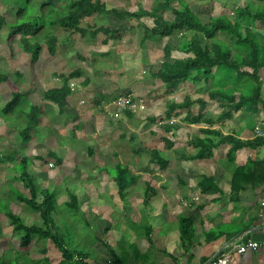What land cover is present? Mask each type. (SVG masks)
I'll list each match as a JSON object with an SVG mask.
<instances>
[{"label":"crops","instance_id":"obj_1","mask_svg":"<svg viewBox=\"0 0 264 264\" xmlns=\"http://www.w3.org/2000/svg\"><path fill=\"white\" fill-rule=\"evenodd\" d=\"M259 5L264 6V4ZM164 16L166 19V14ZM142 20L138 21L139 28L142 25L150 29L154 27L152 20V24H144ZM252 30L264 45L261 40V37L264 38V27L254 26ZM132 33L128 31L121 40L124 42L130 38L133 45L128 64L116 73V75L126 74L124 77L127 79L123 82L117 78L113 81V86L102 88L99 86L103 91L95 92L89 76L82 78L79 69L70 72V74L79 73L78 77L69 81V84H75L78 88L73 90L69 88L71 95L57 113L62 120L67 119L65 123L75 121L72 124L75 127L69 131L72 140L77 141L78 131L86 138L91 135L99 136V139H94L95 145L87 148L89 154L94 155L98 147L103 149L104 144H101L103 141L98 140L113 133L114 129L117 128L116 130L119 131L123 126L125 131H130V134L135 133L133 126L137 127L141 123L138 119L146 112L149 114L146 117L154 123L156 118H152L153 113L156 117L163 108L166 113L168 109V107L165 109L166 99L172 104L176 103L177 96H183L178 103H182L186 97L195 103L188 110L176 111L170 120L165 119L164 113L163 117H160L161 128L137 132L144 136V140L154 142L153 139L157 138V142H161L156 150L167 161L166 169L152 164V157L150 160L135 159L125 164L121 162L110 168L117 171L119 166H124L131 174L128 178L132 183L135 181L125 191L123 197L118 193L115 177L105 176L110 169L104 167L99 169L98 172L102 175L98 180L99 200L93 196V193H89L92 187L87 188L89 191L82 195L81 202L78 200V205H81L78 209L83 213L87 227L95 232L94 239L90 244L80 237L84 248L74 245L70 248L67 247L68 245L65 246L71 251L82 253L81 259L84 260V264H206L220 257L227 258L229 264H264V138L255 134L258 126H263L264 129V69L259 73L260 99L257 105H252V109L256 111L241 109L231 118L221 119L228 102L223 96L216 95L214 98L210 96L217 85L215 80L209 83L203 80L195 83L189 81L180 85L173 95L167 96L164 84L155 77L164 61V47L169 46L172 49L171 62L187 59L191 55L181 52V43L195 37V34L175 32L163 40L143 41L145 31L141 27L137 34L142 33V39L138 43L133 40V36L131 37ZM178 35L181 37L186 35L187 40L178 41ZM221 36L228 37L220 34L216 42ZM103 37L101 44L108 52L111 46L120 43V41H109L104 45L105 36ZM197 37L200 40V35ZM228 38L230 40L227 45L233 47L231 38ZM203 40L205 41L204 38ZM210 44L214 43L210 42ZM117 54L121 60L119 52ZM95 55L104 58L114 57L118 60L117 55H110L105 50ZM141 66L143 68L138 69ZM141 73L147 75L146 78L142 77ZM68 74L64 75L69 76ZM135 79L144 81L139 83ZM62 84L63 82L56 81L55 86L50 89ZM107 84L109 82L105 83ZM203 91L205 93L202 95L200 92ZM240 91L241 88H238V93L235 95L237 102L242 98ZM129 93L143 100L145 104L143 97L146 95L152 105H146V112L136 114L129 112L119 118H112L109 113L114 110L110 108L107 112L104 106L111 104L119 96ZM246 97L251 98L248 94L245 95ZM199 100L204 104L201 105ZM84 118H90L92 121L95 119L96 130L89 133V129V132H85L81 125ZM188 118L199 119L201 123H189ZM203 131L219 132L220 135ZM120 137L124 138V134L121 133ZM132 137L133 135H130V140H133ZM227 137L242 143H254V146L242 147L232 155L230 152L233 142L222 141ZM199 141H206L207 152L211 145L216 146L212 151V157L205 160L194 159L201 149ZM170 144L171 148L168 147ZM75 147L69 145L66 149L71 150ZM62 164L60 165L63 166ZM79 176L73 181L80 178L86 181L89 179L87 177L94 178L85 175L84 171H80ZM95 186L97 187L96 184ZM148 186L154 192L151 193L149 203L145 205L146 193H150ZM93 203L94 207H92ZM90 210L93 214L91 222L87 219ZM184 221L190 222L191 225L183 224ZM48 241L52 244L51 248H55L57 252L53 250L54 252L48 255V250H42L43 255L36 264H80L81 260L76 256L74 260L64 262L55 244ZM250 241L259 243V248L239 254L237 247ZM89 247L91 250L87 251L86 248Z\"/></svg>","mask_w":264,"mask_h":264},{"label":"rangeland","instance_id":"obj_2","mask_svg":"<svg viewBox=\"0 0 264 264\" xmlns=\"http://www.w3.org/2000/svg\"><path fill=\"white\" fill-rule=\"evenodd\" d=\"M61 0H31L27 5L26 0H0V18L5 19L6 26L0 29V73L7 75L8 82L0 83V158L13 157V162H8L4 165L0 164V264H36L39 258L42 257V250H48V255L57 252L55 248H51L52 244L48 240H43L39 237H34L32 244L28 248L20 247V236L12 230L10 221L6 216V211L11 209L17 214L25 225L42 226L43 221L39 214L33 213L27 206L18 200V193L28 196V191L24 189L22 183L18 182L22 173L21 161L23 158L28 160V172L35 179L41 188L47 189L56 195V212L53 215V220L57 226V232L63 237V241L67 247L71 245L82 247L81 238L88 243L93 241L95 232L87 227V223L83 213L78 209L71 210L68 203L72 196L77 197V201L81 202L82 195L91 189L90 194L99 200L97 192L98 180L102 175L98 172L100 168H114L115 165L124 164L129 160L142 159L150 160L151 149L160 147L161 142H157V138L152 141L144 140L142 135L137 134L141 130L154 128L155 130L162 125L164 108L160 110V115L153 123L150 118L146 117L149 114L142 115L138 119L141 123L137 127L133 126L135 133L130 134V131H125L124 127L118 131L108 134L102 140L103 149L98 147V151L94 155L89 154L88 147L92 148L95 145L94 139H99V136L87 137L82 136L78 131L77 141H73L69 136V131L75 126L73 122L65 121L67 119L59 118L58 111L60 108L45 100L44 94L47 90L55 86V82L59 75L70 74L79 69L82 78L89 76L93 82V90L95 92L103 91L100 88L103 86H113V81L117 78L120 82L127 79L125 73L116 75L124 66L128 64V58L133 52L131 39L120 41L109 48L102 46L101 40L104 37L101 35L96 40H92L89 34L82 37L74 31H68L60 28L57 25L59 17L64 16V10L68 3ZM106 4V9L117 8L123 11L136 12L140 9L150 11L154 7L153 0H100ZM188 6L194 10L200 20L204 24H208L211 18L226 16L231 20H235L237 10L248 5H253L254 9L258 8L259 4H264V0H184ZM26 9L24 15L18 18L17 11L20 8ZM262 9V8H258ZM166 19L172 21L173 15L170 12L165 13ZM43 17L44 23L41 24L44 29L41 34L32 38V42H38L41 45V55L36 63H32L31 56L22 51L20 37L10 41L11 27L16 24L25 22H33L38 17ZM165 19V20H166ZM55 20V24L53 21ZM144 24H152L151 19L145 18L142 20ZM141 22V21H140ZM142 24V23H141ZM124 26L125 28L134 27L131 30L133 40L140 42L142 33L137 34L140 30L137 20L127 19L123 23H119L116 18L106 15H94L88 19L81 28L88 30L89 26L95 27H114ZM254 26L258 27L255 23ZM139 28V29H137ZM55 36L58 39V48L56 54L51 56L46 46L45 37ZM125 37V36H124ZM165 39V38H164ZM187 40L186 35L181 37L178 35V41ZM200 41L206 44L200 36ZM218 39V38H217ZM229 38L225 36L219 37V41L229 44ZM264 42V38L261 37ZM217 40L211 41L216 43ZM231 42L232 39H231ZM111 44V43H110ZM138 44H135L137 46ZM161 46V45H160ZM159 46V49L162 47ZM112 48V49H111ZM105 50V52L118 56V60L113 58L95 57L97 52ZM119 52V55L117 54ZM103 53V52H102ZM95 55V56H94ZM157 55V54H156ZM143 66L138 67L142 69ZM78 71V72H79ZM98 73V74H95ZM144 73V72H143ZM141 73L142 77L144 75ZM68 74V75H69ZM124 77V78H122ZM136 82L144 80L135 79ZM62 80L59 79V83ZM106 82L109 84L105 85ZM100 86V88H99ZM137 86L140 88L139 84ZM107 90H109L107 88ZM141 90V89H139ZM19 92V100L14 105V109L4 112L5 108L9 107V103L13 102V92ZM118 93V92H116ZM202 95L203 92H200ZM105 94V93H104ZM146 105H152L145 95L143 97ZM183 96H177L175 102H180L179 99ZM93 100V99H92ZM96 101L97 100H93ZM95 102V105H96ZM94 104L93 102H90ZM155 103V102H154ZM160 103V102H159ZM171 101L165 100V109ZM161 105V103H160ZM149 106V108H150ZM157 109L159 104L156 105ZM32 107L40 108L42 113L37 116L38 123H32L29 119V113ZM152 109V108H151ZM52 118H50V117ZM116 119V118H114ZM85 132L91 133L96 130V120L84 118L81 121ZM113 126V125H112ZM107 127V125H106ZM74 130V129H73ZM26 131L27 136L22 137ZM110 132V131H109ZM124 134V138L120 134ZM130 135H133V140H130ZM29 136V137H28ZM26 141H29L26 143ZM69 145L76 146L75 148L66 149ZM53 153L55 157L50 154ZM57 158V159H54ZM61 163H57V160ZM63 163V164H62ZM62 164L63 166H58ZM52 166V167H51ZM122 168L126 169L124 166ZM80 171H84L85 175H91L87 181L80 177ZM117 171L110 169L105 176H117ZM97 185V187L95 186ZM86 189V190H85ZM75 191V192H74ZM18 192V193H17ZM29 197V196H28ZM39 202L42 201V195H39ZM81 206V205H79ZM94 207V203L93 206ZM89 210V209H88ZM90 216L87 218L89 222L93 221V214L89 211ZM95 214V211H93ZM92 225V223H91ZM80 240V241H79ZM54 250V251H53ZM91 250V248H86Z\"/></svg>","mask_w":264,"mask_h":264},{"label":"trees","instance_id":"obj_3","mask_svg":"<svg viewBox=\"0 0 264 264\" xmlns=\"http://www.w3.org/2000/svg\"><path fill=\"white\" fill-rule=\"evenodd\" d=\"M27 5L31 3V0H26ZM66 2L67 0H61ZM154 7L150 11L140 9L136 12L123 11L117 8L106 9V4L100 0H72L67 2L68 5L64 10V16L59 17L57 25L60 28L68 31H74L80 34L82 37H86L89 34L90 39L95 40L99 35L105 36L103 44L106 45L109 41H121L128 31H131L134 27L125 28L124 26L114 27H95L89 26L88 30L81 28L88 19L94 15H106L116 18L119 23H123L125 20H137L149 18L153 21L154 27L147 28L140 24L145 31V37L143 41L150 40H163L172 36L175 32L195 34L196 36L188 41L181 43V52L191 57L183 60H175L171 62L172 49L169 46L164 47V61L161 65V69L155 74V77L159 79L165 87L166 95H173L180 87V85L187 82L204 81L211 82L215 80L217 85L215 89L210 93V96L214 98L217 96H223L228 106L225 113L220 117L221 119H229L233 114L241 109H245L249 112L256 111L252 109V105H257L260 99V77L259 73L264 69V45H262L259 39L253 32L254 24L257 23L258 27H264V6L259 5L254 9L253 5H248L244 8L237 10V16L235 20H231L226 16H220L210 19L208 24H204L199 19L198 15L188 6L184 0H153ZM26 9L20 8L17 11L18 18H21ZM170 12L173 15L172 21L165 20V13ZM55 20L53 24L56 23ZM44 23L43 17H38L33 22L19 23L11 27L10 41L14 38L20 37L19 41L22 45V51L25 54L31 56L32 63H36L41 55V45L38 42H32V38L38 37L43 31L44 27L41 25ZM5 19L0 18V29L6 26ZM140 27V28H141ZM225 34L233 41V47L228 46L220 41L210 44L218 38V35ZM202 36L206 44H203L198 40L197 36ZM46 46L51 56L56 54L58 48V39L55 36L45 37ZM237 50V51H236ZM235 51V52H234ZM79 73H73L69 76L59 75L63 84L58 85L54 89L47 90L44 94L45 100L54 103L60 109L63 107L66 99L71 95L69 89V81L72 78L78 77ZM8 82L7 75L0 73V83ZM238 88H241L239 94L242 98H239V102L236 101V94ZM248 94L251 98H245ZM20 93L15 91L12 96L13 102L9 103V107L5 108L4 112L14 109V105L18 102ZM201 105L204 104L202 100H199ZM195 102H192L189 97H186L182 103H172L168 106L165 113V119L170 120L172 115L176 111L188 110ZM41 109L32 107L29 113V119L32 123H38L37 116L40 115ZM129 113V112H128ZM154 121V120H152ZM201 120L188 118L187 122L199 124ZM213 135H220L219 132H206ZM27 136L26 131L23 132L22 137ZM29 137V136H28ZM26 138V137H25ZM223 142H233V147L230 154H234L238 149L252 145L254 143H242L235 140L232 137L222 139ZM29 141H26L28 143ZM168 141L166 144L168 145ZM201 146L200 152L194 157L196 160H205L212 157V151L216 147L211 145L206 149V141H199ZM172 145L170 144V146ZM55 157L53 153L50 154ZM152 164H156L161 169L167 168V161L164 160L159 152L155 149L151 152ZM15 156L0 158V164L4 165L8 162H13ZM59 163L60 160H58ZM21 174L19 177L20 183H22L25 190L28 191V196L18 193L20 197L18 200L25 204L29 210L33 213L40 215L43 224L37 225H25L22 219L15 214L11 209H8L5 213L10 221L12 230L14 233L20 236V246L22 248H28L32 244L34 237H39L43 240L52 241L58 250L61 252L63 261L70 262L72 259H80V264H84V260L81 259L82 253L69 250L63 241V237L58 234L57 226L53 220V215L56 212V195L47 189H43L37 184L35 179L28 172V160L23 158L21 161ZM58 166H60L58 164ZM118 175L115 176L116 184L118 186V193L121 197L124 196L125 191L135 182H131L128 178L131 176L129 170L119 166L117 168ZM128 178V181H127ZM134 180H136L134 178ZM205 182V181H204ZM203 182V183H204ZM150 193H146L144 204L147 205L152 196V188L147 187ZM39 195H42V201L39 202ZM71 203L68 206L71 210H77L79 208L76 196H72ZM190 222L184 221L183 224ZM186 228V227H185ZM184 228V231L186 229ZM18 263V262H17Z\"/></svg>","mask_w":264,"mask_h":264},{"label":"built area","instance_id":"obj_4","mask_svg":"<svg viewBox=\"0 0 264 264\" xmlns=\"http://www.w3.org/2000/svg\"><path fill=\"white\" fill-rule=\"evenodd\" d=\"M56 81L59 82V79H57ZM69 88L73 90V89H77L78 87L75 84L71 83L69 84ZM82 104H84V102H82ZM110 108L114 110V112L109 113L112 118H119L122 114H125L128 112L134 113V114L145 112L147 109L144 101L141 99H138L134 94H131V93L121 95L116 100H114L111 104L104 106V110L107 112ZM255 134L260 138H264L263 126L262 127L258 126L255 129ZM258 248H259V243L250 241V242L239 245L237 247V252L239 254H245L249 249L256 250ZM206 264H229V260L225 257H220Z\"/></svg>","mask_w":264,"mask_h":264}]
</instances>
